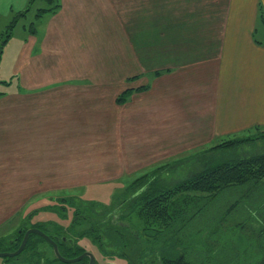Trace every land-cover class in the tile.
<instances>
[{"label":"crops","instance_id":"crops-1","mask_svg":"<svg viewBox=\"0 0 264 264\" xmlns=\"http://www.w3.org/2000/svg\"><path fill=\"white\" fill-rule=\"evenodd\" d=\"M28 2L0 0V10L23 13ZM55 5L43 14L41 35L22 27L27 35L15 73L31 88L17 90L20 97L10 110L24 109L26 117H14L13 131L0 134V169L14 171L5 153L19 163L25 150L21 173L30 181L29 175H38L30 188L50 189L44 173L81 172L66 170V143L73 142L68 147L74 151L76 139H92H67L60 133L67 124L80 132L83 125L106 126L107 142L100 145L113 151L109 158L115 148L132 146L126 163L137 158V169L147 165V157L158 156L160 163L256 127L264 130V0H55ZM104 60L114 63L122 79L115 91L89 85L106 69L99 64ZM155 71L165 73L149 82L147 92L134 90L120 108L107 95L134 89L138 86L125 85L127 80ZM70 90L76 96H66ZM54 128L59 134L51 133ZM50 142L61 143L62 151ZM78 165L74 160L68 166ZM97 168L88 170L107 172ZM59 184L53 188L65 187Z\"/></svg>","mask_w":264,"mask_h":264},{"label":"trees","instance_id":"trees-1","mask_svg":"<svg viewBox=\"0 0 264 264\" xmlns=\"http://www.w3.org/2000/svg\"><path fill=\"white\" fill-rule=\"evenodd\" d=\"M47 2L54 6L39 10L36 17L56 8L55 0ZM258 130L256 127L182 159L162 162L131 183L128 197L112 204L109 219L98 220L80 234L92 237L106 254L112 253L104 248L112 246L124 259H128L124 251L131 237L140 258H152L154 264H264V152L225 159L227 154L264 142V135L255 133ZM204 159L208 165L201 166ZM129 217L139 221L140 230L132 222L120 224ZM100 225L103 227L96 229ZM33 226L57 243L63 258L84 253L68 235L75 231V219L65 232H49L40 223ZM13 239L7 251L16 250L23 234L16 233ZM38 242L46 243L31 235L23 251H33ZM50 264L66 263L55 257ZM71 264H88V258Z\"/></svg>","mask_w":264,"mask_h":264},{"label":"rangeland","instance_id":"rangeland-1","mask_svg":"<svg viewBox=\"0 0 264 264\" xmlns=\"http://www.w3.org/2000/svg\"><path fill=\"white\" fill-rule=\"evenodd\" d=\"M53 6L54 3L49 4L47 0H29L28 4H26L22 10L23 13H17L14 9L12 12L5 9L2 11L0 10V45L5 40L0 54V134L9 133L12 130L9 124L12 123V119L14 117L16 118L18 116L19 120L22 121H24L26 117L24 109L16 111L11 108L10 110L12 104H14V102H16L20 97L19 95V97L17 96V94H20L17 90L24 93L23 91H26V88H31V83L27 82V79H23L21 77L22 73H15L16 63L14 60L18 57L22 48H24V46L21 47V42L22 40H25V35L30 33V29L33 32H36L37 36L41 35V30L45 23V20L43 19H45L46 15L43 16L42 14L41 16L36 17L39 10ZM31 23H33L32 26ZM22 27H26L27 34L23 31ZM7 40H9V42L5 45ZM99 64L101 67H106V69H101L98 78L91 79V83H89V85L93 88L102 89L106 86H113V91H115V86H120L122 84V79L117 76V69L115 68L114 63L111 60H104ZM103 70L107 71L108 74L105 75L104 72L102 73ZM164 73V71H155L154 73H147L145 77L129 79L126 81L125 85H136L138 87L122 91L119 94L114 92V94L107 95L112 97L117 107L120 108L121 105L130 100L131 95L135 91L137 93L142 91L147 92L150 88L149 82L154 77H159ZM69 84L76 85L72 81ZM139 84L141 86H139ZM100 90L101 89H99L98 92ZM73 92V90H70L65 95H70L72 97L76 96ZM126 93H129L127 97L119 101L118 99L122 95L125 96ZM53 96L57 97V93ZM96 96L101 97L99 93H97ZM23 100H25V98H23ZM97 101H99L100 104L108 102L107 100H102L100 98H97ZM51 113L52 111H50V114ZM95 118L97 117L92 116L90 119ZM23 125H25V123ZM105 127L106 126L100 125V123L96 126L86 127L83 125V131L81 130L80 132L77 131L78 128L75 129L72 124L66 125L65 131H61L60 133H66L65 136H67V139L76 137L80 139L83 138L84 140L85 138V140L92 139V142H80L79 139H76V147L74 151L70 150L68 147L72 146L73 142H67L71 145L66 143V153L64 154L67 163L65 166L66 170L71 171L80 169L81 172L51 174L50 177L49 174H41L42 177L44 176L43 182L48 183V179L50 178V189L48 190L45 188H30V186L36 184V176L38 175L28 174L31 177L34 176V179L33 181L31 180V182L26 177V173H21L22 170L19 169V165H24V161L27 156L25 150H20V153L22 154L18 156L19 163H16V158L11 157L12 159H10L9 155L5 153L8 158H4L3 160L12 161L15 165H13L14 168H11L14 169V171H5L2 169L3 167L0 169V250L9 249V247L13 244V238L16 233L19 232V228L21 227L28 225L33 226L40 223L43 225L44 229L49 232L56 233L58 230L65 232L70 229L72 221L75 219V231L68 233V235L76 241L77 245L83 249L84 252H89L93 255L95 264H154L152 258H140L138 248L135 245L136 242L131 237L128 238V244L124 251L127 252L128 259H124L120 257L115 248L113 249L110 245L104 249L106 251H111L112 254L102 252V250L94 243L92 237L85 233L90 228L94 227L92 225L97 223L98 220L109 219L111 209L113 207L112 204L118 201L121 202L128 197L129 187L134 180L154 170L156 167L161 166L164 161L173 162L175 160L182 159L185 156H178L167 160L165 158L162 159V162L160 163H157L158 156L155 158L147 157L145 159L146 162H148L147 165L137 169L138 166L135 167V165H133L138 163L139 160L137 158H133L135 161L134 163L131 161L128 165L126 163L127 155L135 151V148L132 146L119 152L118 149L115 148L114 159L109 158L110 153L113 151L109 149V146L108 150L107 145L106 148L104 145L103 147L100 145L102 144V141L105 143L107 142V137H105ZM58 128L60 130L63 129V127ZM58 128H56V130L55 128L52 129L51 133L54 135L59 134L57 131ZM23 129L24 127L20 128V130ZM255 133L258 136H261L264 135V130H258ZM117 139V144L122 147L121 138L117 137ZM19 144L20 143L17 145ZM108 144H110V142ZM56 145L60 146L59 150L62 151L61 143L50 142V146L53 147ZM210 146L211 145H209V147ZM205 147L208 146L205 145ZM106 149L108 151H106ZM202 149V147L201 149H195L194 152ZM262 152H264V142L255 146V148H246L239 152L227 154L225 159H238ZM74 160H76V162L80 165L76 168L68 166L70 162H73ZM150 161L154 162L149 163ZM200 165H208L207 160H202ZM95 166L98 167V170L103 169L107 172L94 173L93 171L88 170L93 169ZM112 166L116 167L118 170L112 168ZM170 173L171 171L168 172V175ZM161 176H167V173H161ZM182 176H185V174ZM262 182L264 185V178ZM58 183H60L59 186L65 187L54 189L53 187L58 186ZM75 186L78 187L74 188ZM255 194L256 192L254 191L253 195ZM29 216L31 217L28 219ZM133 219L134 217L123 219L120 221V224L128 225V222H132L135 224V228L140 230L141 227L139 226V221ZM101 227L103 226H97L96 229L99 230ZM84 231V234H80ZM54 259L55 255L51 245L38 242L33 251L27 249L17 257L0 258V264H50L54 261Z\"/></svg>","mask_w":264,"mask_h":264},{"label":"water","instance_id":"water-1","mask_svg":"<svg viewBox=\"0 0 264 264\" xmlns=\"http://www.w3.org/2000/svg\"><path fill=\"white\" fill-rule=\"evenodd\" d=\"M30 233H35V234L39 235L47 243H49L53 249V253H54L55 257L62 263L71 264V263L78 262V261L82 260L83 258H88V260H89L88 264H95V259H94L93 255L89 252H84L80 256L72 258V259L63 258L59 253L57 244L51 238H49L47 235H45L44 233H42L39 230H28L24 236V239L22 241L20 248L14 253H0V258H6V257H12L13 255H18L22 251L23 247L25 246L28 235Z\"/></svg>","mask_w":264,"mask_h":264},{"label":"flooded vegetation","instance_id":"flooded-vegetation-1","mask_svg":"<svg viewBox=\"0 0 264 264\" xmlns=\"http://www.w3.org/2000/svg\"><path fill=\"white\" fill-rule=\"evenodd\" d=\"M31 216H29L28 217V219L30 218ZM28 222H29V220H28ZM22 229V230H21ZM24 230V231H23ZM28 230H39V231H41L39 228H37V227H35V226H24V227H21V228H19V232L18 233H20V234H23V239H24V236H25V234H26V232L28 231ZM22 231V232H21ZM42 232V231H41ZM42 233H44V232H42ZM45 234V233H44ZM31 235H36V236H38V237H40L39 235H37V234H35V233H30L29 235H28V238H27V241H28V239H29V237L31 236ZM40 238H42V237H40ZM50 238V237H49ZM23 239H22V241H23ZM43 239V238H42ZM44 240V239H43ZM53 240V239H52ZM22 241L20 242V244H19V246L16 248V250H14V251H7L6 249L5 250H3V251H1L0 253H14V252H16L19 248H20V246H21V244H22ZM27 241H26V243H25V246L23 247V249H22V251L18 254V255H20L22 252H23V250L25 249V247H26V244H27ZM45 241V240H44ZM54 241V240H53ZM55 242V241H54ZM47 243V242H46ZM56 243V242H55ZM48 245H49V243H47ZM57 244V243H56ZM11 247V246H10ZM9 247V248H10ZM58 247V246H57ZM18 255H13L12 257H17ZM6 258H8V257H6ZM11 258V257H10Z\"/></svg>","mask_w":264,"mask_h":264}]
</instances>
